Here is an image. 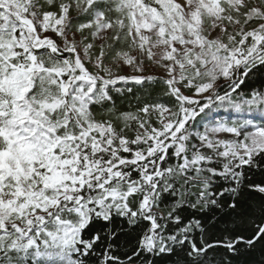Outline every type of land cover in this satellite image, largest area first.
Segmentation results:
<instances>
[{
    "label": "snow or ice",
    "instance_id": "obj_1",
    "mask_svg": "<svg viewBox=\"0 0 264 264\" xmlns=\"http://www.w3.org/2000/svg\"><path fill=\"white\" fill-rule=\"evenodd\" d=\"M0 264H264V0H0Z\"/></svg>",
    "mask_w": 264,
    "mask_h": 264
}]
</instances>
